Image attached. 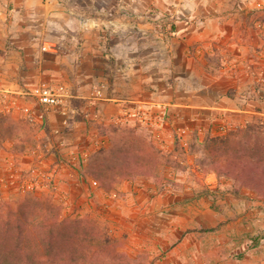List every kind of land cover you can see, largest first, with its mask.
<instances>
[{
	"label": "rangeland",
	"instance_id": "obj_1",
	"mask_svg": "<svg viewBox=\"0 0 264 264\" xmlns=\"http://www.w3.org/2000/svg\"><path fill=\"white\" fill-rule=\"evenodd\" d=\"M260 158L264 0H0L5 259L264 264Z\"/></svg>",
	"mask_w": 264,
	"mask_h": 264
},
{
	"label": "trees",
	"instance_id": "obj_2",
	"mask_svg": "<svg viewBox=\"0 0 264 264\" xmlns=\"http://www.w3.org/2000/svg\"><path fill=\"white\" fill-rule=\"evenodd\" d=\"M247 162L250 164L249 168L251 167L249 173H247V169L246 167H244V172L241 173V171H239L236 175L237 178L241 179L245 185L253 186L257 190H259L261 195H264V188H262V185H264V159L260 158L257 160H253L251 162L250 160H247ZM230 167L232 168L233 166ZM228 173H232L231 169H229ZM57 220H58L57 216H54L53 218H51V220H46L45 218L42 221V224L52 225L55 224ZM261 237L262 236L260 234L256 236L255 239L259 240ZM70 261L71 260H68V263L62 261L61 264H70ZM0 264H44V263L40 261L15 263V262H11V260L5 259V257L0 254ZM53 264H60V263H53Z\"/></svg>",
	"mask_w": 264,
	"mask_h": 264
},
{
	"label": "built area",
	"instance_id": "obj_3",
	"mask_svg": "<svg viewBox=\"0 0 264 264\" xmlns=\"http://www.w3.org/2000/svg\"><path fill=\"white\" fill-rule=\"evenodd\" d=\"M41 99L43 102L49 103V104L56 102L55 94H53L52 92H48V91L41 95Z\"/></svg>",
	"mask_w": 264,
	"mask_h": 264
}]
</instances>
